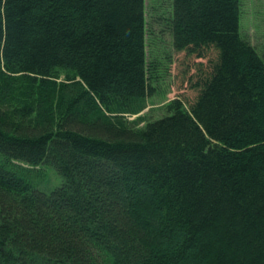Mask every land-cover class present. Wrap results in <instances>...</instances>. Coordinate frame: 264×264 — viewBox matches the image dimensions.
Returning <instances> with one entry per match:
<instances>
[{
    "label": "trees",
    "instance_id": "obj_1",
    "mask_svg": "<svg viewBox=\"0 0 264 264\" xmlns=\"http://www.w3.org/2000/svg\"><path fill=\"white\" fill-rule=\"evenodd\" d=\"M165 10L205 60L151 119L147 0H0V264H264V56L241 0Z\"/></svg>",
    "mask_w": 264,
    "mask_h": 264
},
{
    "label": "rangeland",
    "instance_id": "obj_2",
    "mask_svg": "<svg viewBox=\"0 0 264 264\" xmlns=\"http://www.w3.org/2000/svg\"><path fill=\"white\" fill-rule=\"evenodd\" d=\"M169 3L170 0H147L148 28L152 29L147 33L148 54L155 49V55L163 63L160 85L149 96L148 106L143 111L151 119L165 114L167 108L164 104L173 98L180 96L187 105L196 98L198 91L193 86L196 81L193 76L198 61L205 60L198 58L196 54L175 49L165 18L168 15L165 8ZM241 31L264 56V0H241ZM137 117L138 114L129 116L132 120ZM58 176L54 168L48 169L47 176L38 187L51 190L62 182Z\"/></svg>",
    "mask_w": 264,
    "mask_h": 264
}]
</instances>
